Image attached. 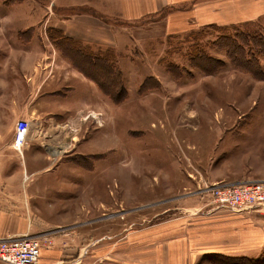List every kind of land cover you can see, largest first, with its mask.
Instances as JSON below:
<instances>
[{
	"label": "rangeland",
	"instance_id": "rangeland-1",
	"mask_svg": "<svg viewBox=\"0 0 264 264\" xmlns=\"http://www.w3.org/2000/svg\"><path fill=\"white\" fill-rule=\"evenodd\" d=\"M160 1L139 0L122 15L101 14L93 0H0V13L43 18L27 44H14L15 27L6 31L13 50L1 51L0 62L17 67L11 75L6 69L0 95L19 99L27 81L29 115L16 124L40 127L44 161L38 170L67 174L58 206L39 213L51 218L45 229H8L0 239L29 238L46 258V249L77 239L71 264H264V212L214 209L211 191L217 184L264 182V57L258 56L261 69L250 72L217 41L226 27L232 40L259 33L264 41V13L197 25L192 8L202 1L205 11L211 0ZM229 9L223 0L211 17L227 16ZM92 12L120 34L118 45H89L95 53L113 49L126 99L115 103L102 92L101 110L57 113V101H65L58 95L72 91L64 84L71 83L72 70L58 53L70 34L49 22ZM39 95L44 114L31 108Z\"/></svg>",
	"mask_w": 264,
	"mask_h": 264
},
{
	"label": "crops",
	"instance_id": "crops-1",
	"mask_svg": "<svg viewBox=\"0 0 264 264\" xmlns=\"http://www.w3.org/2000/svg\"><path fill=\"white\" fill-rule=\"evenodd\" d=\"M138 1L139 0H93V6L100 10L102 12L101 14H103L104 10V12H106L104 14L119 13L123 15L125 7L132 6L134 3L137 4ZM162 1L163 0L160 2ZM222 2L223 0H211L204 4L207 6V10L205 11L202 9V1L195 3L192 9L195 12L196 24L228 22L229 19L240 21L251 19L264 13V0H227L231 8L227 11V16L218 13V16L211 17L214 13V8L218 7ZM262 3L263 5H261ZM209 6L212 7V11L209 10ZM235 8H237L238 11H236ZM101 14L96 12L82 13L75 15L71 20L67 17H59L56 15V17L52 16L49 25L64 29L65 32L70 34V37L73 36L71 38L84 43L112 46L120 44L121 42H119L118 37L120 34L117 29ZM13 19L15 22L11 23ZM42 20V17H37L35 20L33 19L31 21V18H28V16L25 17V15L20 13H0V52L13 50L11 41L8 39L6 33L8 28L15 27L18 32L16 35L13 34V36L16 37V39L13 40L14 44L20 43L18 39L27 44L26 41L29 40L28 37H35V28H38L37 26L40 25L39 23H41ZM27 27L34 28L29 35H22L20 31L24 28H26V31L28 29ZM58 53L68 63L70 71L72 70L70 76H68V80H70L71 83L67 81L64 83L72 84V91L69 95H58V97H64L65 101H57V104L60 106V111L57 113L67 112L65 110L69 111V109H67L68 107L73 111H78L76 109L83 106L101 110L103 93L98 84L76 68L72 61L62 52ZM14 67L17 66L14 65L13 62H11V65L9 61L0 62V83L3 84V82H5L4 75L6 69H10L8 75H11V68ZM22 82H24V86L20 90L19 99L13 96L9 98V95H0V198L3 199H0L3 201L0 203V234H6V230L8 229L12 233H15L17 230L24 231L28 228L42 227L45 229V226L51 221V218L47 215L40 216L39 213L52 212V210L58 206L60 202V187H65V184L60 181L67 179V174L65 173L43 172L38 170L40 169L38 164L41 165L44 161L43 149L40 147L42 145L40 143V145H38L37 142L40 127L32 125L31 123L28 137L29 142H27V146L25 145L24 148L20 150L22 154H19L15 148L14 131L16 120L19 116L29 115L28 100L31 98V95H27L26 91L28 89L27 81ZM61 87L54 89L56 94ZM78 87L80 89H78ZM38 99L39 101L37 104H33L31 108L40 110L44 114V95H39ZM57 113L53 114L58 115ZM6 115H11V117H9L10 123L1 124V120L5 118ZM239 144L242 143L239 142ZM38 150L40 152L39 155ZM246 156L245 153L243 159ZM220 158L221 155H218L212 162H216V160H220ZM223 164L230 166V161L224 160L220 165ZM28 169L30 171H28ZM76 176L77 175H75V177ZM217 179L219 180L220 178H214L213 181ZM226 207H229V205L218 203L213 206L214 209H226ZM252 208L253 207L247 206L238 209L249 210ZM17 212L18 215H16ZM64 238L65 237L61 239L65 240ZM100 238L103 240V236ZM76 240H74V238L72 240L69 238L64 245L56 243V246L46 249V252H49L50 256L46 258L41 255V264H71L67 259L71 257V254L76 255ZM83 241H85V239L82 240V243Z\"/></svg>",
	"mask_w": 264,
	"mask_h": 264
},
{
	"label": "trees",
	"instance_id": "trees-1",
	"mask_svg": "<svg viewBox=\"0 0 264 264\" xmlns=\"http://www.w3.org/2000/svg\"><path fill=\"white\" fill-rule=\"evenodd\" d=\"M217 26H211V28ZM219 32V29H216ZM204 31L207 27L203 28ZM230 28H223L217 35V41L223 46L234 64L240 65L250 72L261 69L258 56L264 57V42L259 33L245 34L240 37V41L232 40L229 34ZM196 33L195 31H192ZM193 33V34H194ZM203 34V30L197 31ZM64 44L61 45V52L72 61L74 66L83 72L87 77L93 79L101 91L109 96L112 101L119 103L126 99V91L123 85L121 70L111 53L113 49L107 48L106 51L98 50L95 53L92 46L64 35ZM246 47L249 48L246 51ZM92 50V51H90ZM103 52V53H102ZM206 58V57H204ZM208 61V60H207Z\"/></svg>",
	"mask_w": 264,
	"mask_h": 264
},
{
	"label": "built area",
	"instance_id": "built-area-1",
	"mask_svg": "<svg viewBox=\"0 0 264 264\" xmlns=\"http://www.w3.org/2000/svg\"><path fill=\"white\" fill-rule=\"evenodd\" d=\"M30 123L20 120L16 124L14 145L18 149L28 142ZM214 202L242 207H259L264 212V182L225 183L211 187ZM0 260L7 264H41L40 247L25 237L0 239Z\"/></svg>",
	"mask_w": 264,
	"mask_h": 264
},
{
	"label": "bare ground",
	"instance_id": "bare-ground-1",
	"mask_svg": "<svg viewBox=\"0 0 264 264\" xmlns=\"http://www.w3.org/2000/svg\"><path fill=\"white\" fill-rule=\"evenodd\" d=\"M30 128H31V123H30ZM30 131V130H29Z\"/></svg>",
	"mask_w": 264,
	"mask_h": 264
}]
</instances>
